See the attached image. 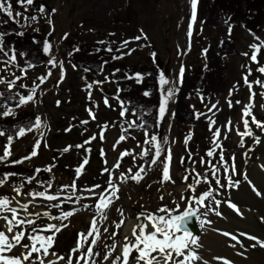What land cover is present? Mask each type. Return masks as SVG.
Returning a JSON list of instances; mask_svg holds the SVG:
<instances>
[{"label": "rangeland", "instance_id": "obj_1", "mask_svg": "<svg viewBox=\"0 0 264 264\" xmlns=\"http://www.w3.org/2000/svg\"><path fill=\"white\" fill-rule=\"evenodd\" d=\"M46 1L51 7L50 12L45 9V12L41 13L39 9L34 10L31 5L27 6L31 15L23 14L15 20L24 29L36 30L42 35L44 41L45 39L49 41L51 49L47 56L50 59L55 58L56 67H52L51 70H45L43 67H29L22 56L15 53V63L5 65L0 61V76L5 80L21 77L12 89H24L30 93L32 88H36L34 102H28L13 111L19 113L22 109H35L43 124H46V127L26 132L23 137L14 139L11 145L12 156L18 155L21 159L29 156L39 139L41 146L37 150L38 155L30 160H25V165H36L44 169L51 168V171H46L52 181V187L48 189V192L50 194L59 193L61 199L72 196V200L61 204L59 209L49 207L50 202L40 198L34 202L36 207L29 205L31 212L48 211L52 215H59L61 211L73 212V215L63 222L68 226L57 234L54 249H51L50 252L56 251L58 255L65 256V261H59L58 264H66L69 248L75 246L78 233H87L92 217L97 215L95 203L99 199L98 194L103 191L100 189L105 185L108 187L109 173L103 172L105 168H108L120 191L118 192L119 200L115 201L107 210L108 219L99 224L102 235L96 249L101 253L95 258L98 264L102 261L103 255L109 251V248L105 247L106 245L110 246L115 242L117 248L112 258L119 255L120 245L124 243V235H131V232H124V227L129 221L134 222L136 216L141 212L167 215L157 212L164 206L172 210V215H179L188 207L197 209V222L200 231L198 235H195L198 238L197 245L193 246L197 254L201 234L207 226H210L211 219L216 216L215 211L208 212L207 216L203 213L208 211V207H211L219 213L228 215V211H225L226 207L235 198L238 189L249 186L246 180L250 167L260 157V145L264 139V131L251 123V117L246 118L250 121L249 127L253 136H245L242 140L238 133L244 131L242 111L251 95L244 82L245 76L253 85L252 92L256 94L252 112L259 121L264 122V108L261 107L264 105V97L260 95L264 92V88L255 83L257 80L264 82V74L257 71L259 67H264V47H260L264 44L257 42L237 26L231 28H227L226 25L217 28L209 27L198 18L192 22V34L189 36L190 0ZM32 16H35L36 20L24 18ZM65 34H67L66 37L75 38L79 42L100 43L102 41L107 44L108 48H111V44H113L116 51L119 49L117 52L120 59L130 63L148 65L155 62L165 74L166 79L170 81L165 87L176 89L168 103V115L177 98L178 84L182 79L181 67L184 69V74L191 66L202 64L209 43L215 44L220 38H228L234 43L233 52L228 57V69L225 72L228 81L226 91L215 100L202 97L190 100V105L195 113L193 124L179 128L168 116L162 125L163 134L158 137L167 136L169 138V143L165 147L170 148L172 152L170 175L174 182L160 183L162 163L158 162L144 173V179L140 183L130 179L121 183L119 179L121 172H124L125 176H129L131 174L128 173V169L131 168L134 174L139 166L144 164L145 159H141L139 153L142 147L146 148L149 145L143 144V133L140 129L135 126L128 128L127 122L136 121L135 115L127 111L125 116L121 117V99L116 98L119 87L115 84L110 73L94 74L93 82L99 83H93L91 89L87 87L85 81L81 80L80 70L70 62L65 54L66 47L63 43ZM138 36L141 39H135ZM124 41L129 43L125 46ZM253 44L260 47L257 52V62L251 60L254 49L250 46ZM153 53L155 56L152 55ZM61 63L63 79H61ZM21 69L24 71L22 72ZM249 71H251V75H248ZM49 72L51 75H48ZM40 77H46L44 83H40ZM2 88L8 89L7 84H0V89ZM89 93H91V98H89ZM106 98L108 105L105 104ZM236 101H240V103L238 104ZM229 102H231V107ZM213 105H215L214 108ZM89 109L94 113L95 119L89 115ZM82 121H88V123L84 124ZM210 121H214L211 128ZM120 122L126 124L128 131L126 139L117 143L122 135L118 129ZM229 122L231 123L229 124ZM217 129L220 130L221 135L214 137L213 134ZM41 132H43V136H41ZM189 133H191V139L185 145V137ZM101 134H103V139L100 138ZM93 136L96 139L85 144V141L90 140ZM257 137H259V142H256ZM214 139L220 147L216 149L213 156L209 157L206 153L214 147ZM6 142V136L0 137V156L3 155ZM76 145H83V148H77ZM65 147H69V151H63ZM126 150L132 155L125 156L120 160V168H114L113 165L116 164L120 153ZM221 152L224 156L223 161L220 160ZM163 155L166 153L162 154L161 160H163ZM133 156L136 157L135 160H133ZM189 156H191L190 159ZM182 157L184 158L183 163H181ZM85 158L89 163L77 179L75 169ZM201 158L205 160L204 164L200 163ZM208 161L215 165L214 174ZM198 174L201 177L206 176L207 182L202 179L200 183H194ZM184 176L189 177L186 182L183 180ZM73 180H76L77 184L75 196L72 195L71 188L63 192L60 191L62 186H70ZM217 180L220 181L219 184H217ZM229 180L233 182L232 185L229 184ZM47 181L49 180L45 182ZM237 181L239 183H236ZM20 184H24L22 192L25 195L18 196L16 199L21 203H26L31 199L26 195L27 192L43 191L47 187L46 183L42 186L37 177L31 183H27L20 177H10L7 183L0 187V196L10 198L16 196L13 188ZM188 184H193L194 191L188 188ZM95 185L101 186L95 190V195L85 191ZM205 192H211V195L204 201L208 207H200L195 204L192 198L199 197ZM76 196L81 199L76 201ZM181 196L184 197L183 200H181ZM217 201L220 202L219 205H217ZM84 205L89 207L85 208ZM23 215L21 213V216ZM121 220L125 221L124 225L121 228H116L115 224ZM201 220H206L208 223L201 227ZM3 223L0 221V229L3 228ZM47 223L58 224L59 221H48L46 217L41 216L37 219L35 226L42 228ZM105 227L108 228L107 232L103 231ZM215 229L220 230L217 226ZM28 230L30 231V229ZM112 232H116L117 235L111 237ZM177 235H182V232ZM90 242L91 237L89 238ZM21 243L29 244L30 241L25 238ZM86 247L87 245L85 251ZM13 251L15 254H19L25 249L17 246ZM11 254L9 253V255ZM35 255L33 254V257ZM79 255L80 253L73 254V260L75 261V257ZM135 255L136 253H133V258ZM198 255L200 257L201 253ZM48 259H53V257L49 256ZM197 261L194 260L191 264H196ZM25 264H29V262H25ZM104 264H111V258L109 261H104ZM132 264H134V259Z\"/></svg>", "mask_w": 264, "mask_h": 264}, {"label": "snow or ice", "instance_id": "obj_2", "mask_svg": "<svg viewBox=\"0 0 264 264\" xmlns=\"http://www.w3.org/2000/svg\"><path fill=\"white\" fill-rule=\"evenodd\" d=\"M17 3L21 6L27 9V6H31L34 4V0H17ZM191 5V18L189 23V32L188 35L191 36V29H192V22H194L197 18V5L198 0H190ZM55 11V10H53ZM39 12L43 13L45 12V7L41 5L39 7ZM0 13H4L7 15L9 19H12L15 21L17 17L23 16V13L21 12H15L12 11V4L8 2V0H0ZM25 19H31L36 20L35 16L32 17H24ZM18 22V21H17ZM0 23H6V21H2ZM16 35L22 36L24 35L23 32H17ZM8 35V33L0 32V53H3L4 56L8 57L7 60L3 61L5 65H8L10 63L16 62V55L14 54L13 49H9V51H5L4 49V36ZM67 34H65L66 38ZM135 39L139 40L141 37H136ZM35 42V41H34ZM100 43H103L102 41ZM129 42L124 41V45L126 46ZM254 49L251 60L253 62H257V52L260 50V47H264V45H261L258 47L257 45L253 44L250 46ZM51 44L47 39L43 42V52L47 55L50 53ZM75 51H79V49H75ZM107 51H112L111 48L107 49ZM119 51V49H117ZM9 52H13L12 55H9ZM130 54V53H126ZM20 55H25L24 53H20ZM155 56V53L152 54ZM244 55H247V53H244ZM113 59H120V56H113ZM48 64L52 65V67H56L55 58L49 59L47 61ZM32 65H29L31 67ZM89 69H85V71H88ZM23 72L24 69H21ZM117 72L119 69L116 70ZM183 67H181V77L183 74ZM260 73L264 74V67H259L257 69ZM48 75H51V72L48 73ZM248 75H251V71H249ZM21 77H15L12 80H5L4 77L0 76V84H7V88L9 91L12 90L14 85L16 84V81L19 80ZM127 79H135L137 84L142 83L143 76L140 73H136L135 76H127ZM40 83H44L46 77H40ZM61 79H63V65L61 63ZM244 82L249 88V91L251 93L249 97V102L243 106L242 111V120L244 125V131L238 133L241 136V139L243 140V137L245 136H253V132L251 128L249 127L250 121L246 117H251V123L254 124L257 128L261 129V131H264V122L259 121L254 113L252 112V109L254 107L253 100L256 96L254 92H252V83L249 82L248 77H244ZM93 83H99V82H93ZM170 83L169 80L166 79L165 74L161 71L158 75V84H159V90H160V99H159V106L157 109V118H156V124L155 126L158 128L161 125V122L165 118L166 114L168 113V103L171 100L172 96L175 94L176 89L173 88H166ZM257 85L264 88V82L257 80L255 81ZM23 87V85H21ZM87 87L91 89L92 84H88ZM121 90H117V99H119V92ZM36 94V88H32L30 93L27 96H19V100L16 101V107H20L22 105L27 104L28 102H34V96ZM3 94H0V97H2ZM16 95H19L17 93ZM143 96L149 97L151 93L149 91H144L142 93ZM231 95V92H230ZM262 97H264V92L260 93ZM89 98H91V93H89ZM9 99H12L9 97ZM59 104V101L57 102ZM121 117H124L126 112L128 111L127 107L125 106V102L121 101ZM236 103H240V101H236ZM105 104L108 105L107 98L105 99ZM229 106L231 107V102H229ZM215 105H213V108ZM262 108H264V105H261ZM2 111H0V118H6L10 116H15L16 113L13 111L12 108L7 107L6 105L3 106ZM149 112L151 110H148ZM211 111V109H209ZM89 115L95 119V115L92 112L91 109H89ZM133 115H137L135 112H133ZM138 119H141L140 116L137 117ZM82 123L87 124L88 121H82ZM128 128L132 127H139V128H145V125L147 124L146 121H143L139 124L136 123V121H129ZM214 123V121H210V128L211 124ZM231 122H229L230 124ZM42 127H46V124H43L42 119L39 115L35 117L34 121H30L27 126L20 127L16 132V137H23L26 132H31L34 128L39 130ZM127 128H122V132H127ZM214 137H219L221 135V132L219 129H217L214 132ZM7 137V142L4 145L3 148V155L0 156V163L6 162L9 160V158L12 156L11 151V145L13 143L14 136L7 132L6 130L0 129V137ZM41 136H43V132H41ZM101 139H103V134L100 136ZM96 139L95 136H93L90 140L85 141V144H89L91 140ZM125 135H121L117 141L119 143L120 141L125 140ZM191 139V133L188 134V136L185 137V145H187L188 141ZM256 142H259V137L256 138ZM169 138L167 136H164L163 138L158 137L157 134H149L147 130H145V140L143 141V144L149 145L148 148H143L139 153V156L141 159L143 158H150L149 162L147 164V167H145L143 164H141L133 174V170L130 168L128 169V173L131 175L125 176L124 172L120 173V181L121 183L126 182L127 180L135 181L136 183H140L144 179V173H146L149 169H151L154 165H156L158 162L162 163V179L160 180V183L163 184L165 182H174L172 181L171 175H170V165L172 160V152L170 148H166L165 146L168 145ZM214 147L209 150L206 155L211 157L213 156V153L216 151L217 148L220 147V145L216 142V140H213ZM41 146V141L38 139L33 147L32 152L29 156H25L24 158L20 160H13L11 163L13 165L16 164H22L25 160H30L31 158L38 155V149ZM46 146V145H45ZM140 146V145H138ZM77 148H83V145H76ZM115 148V145H113ZM65 152L69 151V147H65ZM103 151V150H102ZM166 153V155H163V160H161L162 154ZM132 155L129 151H124L120 153V157L118 158L116 164L113 165L114 168H120V160H122L125 156ZM191 156H189V159ZM136 157L133 156V160H135ZM220 160H224V156L221 152L220 154ZM184 162V158H181V163ZM89 163L88 159L85 158L83 162L75 169L76 171V177L77 179L82 174L85 166ZM201 164L205 163V160L201 158L200 161ZM209 165L212 168L213 174L216 171L215 165H212L210 161H208ZM41 171H51V168H45L43 170L36 169V173H40ZM195 171V169H193ZM227 171V169H226ZM103 172L109 173V180H108V187L105 188L103 191H101L98 196L99 199L95 203V210L97 215L93 216L90 221V228L87 231V233L81 232L78 233V239L76 246L70 250V254L67 256L66 264H98V261L95 259L96 257L100 256L101 253L96 250L98 243L101 239V228L99 224H102L108 219V209L114 204L115 201L119 200L118 192L120 191V188L117 186L116 183H114L111 175V170L108 168H105ZM233 172H235V169H233ZM22 175L15 172H7L2 175H0V187L4 186L10 177ZM27 183H31L32 180L35 179V176H30L25 178ZM189 179L188 176H184L183 180L186 182ZM204 180V182H207V177H201L199 174L197 175L194 183H200L201 180ZM46 183L47 187L44 188L43 191H29L26 193L28 197H31V199L26 203H21L19 200L16 199L18 196L25 195V193L22 192V188L24 187V184L17 185L13 188V191L16 193V196L8 197V196H0V221H3V228L0 229V264H25V262H29V264H58L59 261H65V256L58 255L56 251H51V249H54L56 240H57V234L62 231L63 228H66L68 225L63 223L65 220H67L70 216L73 215V212L71 211H61L59 215H52L48 211H44L43 213L36 211L31 212L29 211V205L31 204L33 207H36L35 201L37 198L43 199L49 203V207L51 208H57L59 209L61 207V204L65 203L66 201L72 200V196L65 197L61 199L59 193L57 194H50L48 192V189L52 187V181L49 180L47 182H41V185ZM220 181L217 180V184H219ZM232 181L229 180V184L232 185ZM236 183H239L238 181ZM100 185H95L92 188L85 189V191L93 193L94 195L95 190L99 189ZM69 188L72 190V195L75 196V193L77 191V184L76 180H73V183L69 185H64L61 187L60 191H66ZM188 188L193 189V184H188ZM106 193H108L106 195ZM211 195V192H205L202 193L199 197L192 198L195 202V204L199 205L200 207H208L204 204V201ZM81 197L76 196V201H79ZM163 199V197H161ZM184 197L181 196V200H183ZM54 201H60L59 203H51ZM191 203V201H190ZM217 205H219V201L216 202ZM230 208L235 209V205L229 203L228 205ZM85 208L89 207L88 205H84ZM179 207V205H177ZM119 211V210H118ZM215 211L216 215H220L219 211H216L215 209L208 207V211L203 213V215L207 216L208 212ZM157 212L160 213H166L167 215H157L155 213L151 212H141L136 216L135 221L132 224L131 227V235L125 234L123 237L124 243L120 245V253L119 255H116L114 258L113 253L115 252L117 248V244L114 242L112 245L105 247L109 248V251H107L103 255L102 261L99 262V264H104V261H109L111 258V264H132V260L134 259V264H191L192 261L198 260L199 257L197 256L194 247L197 245L198 238L193 235L191 231H189L187 224L188 222L193 218L197 216V209H194L192 207L185 208V210L179 214V215H172V210L168 209L167 206L161 207L157 210ZM21 213L24 215L21 216ZM123 214V213H121ZM41 216L46 217L48 221H59V223H47L44 227H36V221L37 219L41 218ZM34 217V218H33ZM125 221L121 220L120 222L115 224L116 228H121L124 225ZM208 221L201 220L200 226L203 227ZM30 229V231L28 230ZM104 232L108 231V228L105 227L103 229ZM182 232V235H177V233ZM42 233H50L47 235H44ZM117 235L116 232L111 233V237H115ZM225 235H228L225 233ZM91 237V242L89 243V238ZM110 237V238H111ZM27 238L30 243L29 244H22L21 242ZM235 239V237H232ZM86 247V251L85 246ZM20 246L25 251L20 252L19 254L14 253V249ZM264 246V245H261ZM9 253H12L9 255ZM80 253L79 256L75 257V261L73 260V254ZM133 253H136L135 257L133 258ZM33 254H36L35 257H33ZM51 256L53 259H48V257ZM182 257V258H181Z\"/></svg>", "mask_w": 264, "mask_h": 264}, {"label": "trees", "instance_id": "obj_3", "mask_svg": "<svg viewBox=\"0 0 264 264\" xmlns=\"http://www.w3.org/2000/svg\"><path fill=\"white\" fill-rule=\"evenodd\" d=\"M12 4V11L21 12L25 15L32 13L21 7L17 0H8ZM43 5L47 11H51V7L46 0H34L33 9L38 10ZM197 18L206 26L220 27V26H237L245 30L248 34L253 36L257 41L264 43V0H198ZM0 32L8 33L4 36V49L14 50V54L24 53L21 55L26 65L32 67H43L46 70H51L52 65L47 61L50 59L43 52L44 39L42 35L36 30L24 29L16 20L9 19L4 13H0ZM23 32L24 35L19 36L15 33ZM35 41V42H34ZM66 47L65 54L70 62L80 70V78L85 83L93 84L94 74L101 72H108L112 75L115 84L121 90L119 92V99L125 102L129 112H135L137 115V124L146 121L145 128H139L143 133L145 140V130L149 134H163V123L168 116L179 127L191 125L195 120V113L190 105V100L195 98H206L209 100L217 99V97L226 91L228 81L225 77V72L228 69V57L232 54L234 43L228 38H220L215 44L209 43L202 64L191 66L182 76L178 84V92L175 104L173 105L170 114H166L157 128L156 118L157 109L159 106L160 90L158 84V75L161 72L160 67L152 62L150 64L130 63L122 59H113V56H119L113 44H111L112 51L105 42H79L75 38L66 37L63 40ZM79 51H75V49ZM13 52H9L12 55ZM8 57L0 53V61L7 60ZM85 69H89L85 71ZM119 69L117 72L116 70ZM140 73L143 76L142 83L137 84L135 79H127V76H135ZM149 91L151 95L145 97L142 95L144 91ZM19 93V95H16ZM0 111L4 110L3 106L12 108L16 107V101L19 96H27L28 91L24 89L15 88L9 91L8 89H0ZM11 97L12 99H9ZM148 110H151L150 112ZM169 110V106H168ZM38 114L35 109H22L16 115L0 118V129L6 130L14 136L15 132L23 126H27L30 121H34ZM140 116L141 119L137 117ZM118 129L121 134L126 136L127 132H122V128H127L124 122L118 124ZM35 129V128H34ZM33 129V130H34ZM13 139V140H14ZM147 146V145H145ZM149 147V146H148ZM146 147V148H148ZM21 157L14 155L8 161L0 163V175L7 172H15L22 175L14 176L25 179L30 176L37 177L41 182L50 180L46 171L36 173V169L43 170L39 166H28L25 163L13 165L11 161L20 160ZM144 166L147 167L150 158H144ZM26 180V179H25Z\"/></svg>", "mask_w": 264, "mask_h": 264}, {"label": "bare ground", "instance_id": "obj_4", "mask_svg": "<svg viewBox=\"0 0 264 264\" xmlns=\"http://www.w3.org/2000/svg\"><path fill=\"white\" fill-rule=\"evenodd\" d=\"M260 147L246 180L249 186L238 189L231 201L235 209L226 207L228 215L214 216L202 232L196 264H264V139ZM132 224L124 232H131Z\"/></svg>", "mask_w": 264, "mask_h": 264}, {"label": "water", "instance_id": "obj_5", "mask_svg": "<svg viewBox=\"0 0 264 264\" xmlns=\"http://www.w3.org/2000/svg\"><path fill=\"white\" fill-rule=\"evenodd\" d=\"M197 217H198V213H197V216L193 217L187 224L189 231H191L193 233V235H198V233H199V226L197 224Z\"/></svg>", "mask_w": 264, "mask_h": 264}]
</instances>
